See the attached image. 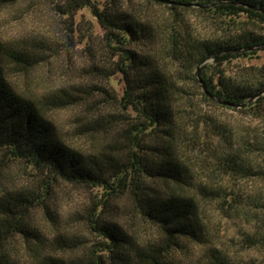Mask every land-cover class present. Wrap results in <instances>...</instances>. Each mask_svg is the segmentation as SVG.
<instances>
[{"label": "rangeland", "instance_id": "obj_1", "mask_svg": "<svg viewBox=\"0 0 264 264\" xmlns=\"http://www.w3.org/2000/svg\"><path fill=\"white\" fill-rule=\"evenodd\" d=\"M94 1L100 6L105 2ZM120 2L123 10L133 13L147 29L145 46L135 47L162 60L161 48L176 33L199 40L264 34V24L250 20L245 13L220 18L207 11L210 6L176 14L145 0ZM62 5L61 0H0V39L40 50L33 67L22 72L13 69L10 76L15 90L30 100L61 97L65 104L70 102L62 109L52 107L48 111L59 138L67 145L86 155L110 151V145L122 141L113 126L124 116L117 103L124 82L119 74L108 76L105 72L112 71L114 60L104 47L103 31L90 10L78 11L72 21L60 12ZM248 51L255 54L230 59L220 70L234 82L257 84L264 80V45ZM214 65V60H207L194 68L193 75H197V68L206 67L208 75L214 76ZM183 84L194 105L182 110L181 143L195 178L183 190L198 204L204 237L202 242L181 240L169 263L208 264L210 251L217 250L233 264H264V245H253L254 240L264 237V180L245 173L233 162L236 155L257 168L262 165L264 152L257 150L264 140V113L255 116L215 106L201 96L205 91L201 81L202 89L187 79ZM100 115L104 118L100 126H92ZM45 182L47 178L31 165L11 162L0 152V194L24 189L43 194ZM50 186L48 209H36L30 218L37 238L33 236L31 243L22 237L10 241L13 264H32L37 256L32 245L38 239L43 241L44 254L74 258L75 253L61 248L56 237L80 242L81 247L95 245L98 238L86 223L99 215L126 229L140 243L160 236L156 227L136 215L129 197L118 201V207L114 203L115 207L109 208L103 205L102 189L61 181ZM204 186L214 189L205 190ZM161 187L168 192L169 188ZM172 188L177 189L174 184Z\"/></svg>", "mask_w": 264, "mask_h": 264}, {"label": "trees", "instance_id": "obj_2", "mask_svg": "<svg viewBox=\"0 0 264 264\" xmlns=\"http://www.w3.org/2000/svg\"><path fill=\"white\" fill-rule=\"evenodd\" d=\"M145 1L176 14L197 6H210L207 11L220 18L245 13L250 20L264 24V0ZM61 2L60 12L72 21L78 11L89 9L103 31L104 47L114 60L112 71L105 72L108 76L119 74L124 82L123 94L117 101L124 116L113 126L122 141L110 145V151L93 155L76 151L63 142L48 118V111L52 107L62 109L70 102L65 104L61 97L39 102L30 100L15 90L10 76L13 69L22 72L33 67L40 58V50L0 39V152L11 162L31 165L47 178L43 194L26 189L0 194V264H13L11 240L22 237L31 243L34 233L30 218L34 210L48 209L50 185L56 181L102 189L103 205L109 208L129 197L136 215L156 227L160 236L140 243L117 223L94 216L87 220L86 227L98 238L95 245L81 247L80 242L57 236L56 242L61 248L75 253L74 258L66 259L44 254L43 241L38 239L32 245L37 254L32 264H170L181 240L202 242L204 237L198 204L183 190L195 181L181 143L182 110L194 105L193 96L183 81L190 80L202 89L199 85L202 80L206 91L201 96L215 106L255 116L263 114L264 94L252 99L264 93V80L240 84L220 68L230 59L255 54L248 50L263 46L264 34L199 40L176 33L161 48L162 60L157 54L135 47L145 46L148 32L133 13L123 10L120 0H105L102 6L94 0ZM210 59L215 62L214 76L208 75L206 67L197 68V75H193L195 67ZM102 119V115L95 118L92 126H100ZM259 150L264 152V140ZM233 162L245 173L264 180V157L258 168L236 155ZM162 184L169 188L168 192ZM173 184L176 190L171 189ZM203 189L214 188L204 186ZM255 244L264 245V237L254 240ZM208 264L233 262L220 251L211 250Z\"/></svg>", "mask_w": 264, "mask_h": 264}, {"label": "water", "instance_id": "obj_3", "mask_svg": "<svg viewBox=\"0 0 264 264\" xmlns=\"http://www.w3.org/2000/svg\"><path fill=\"white\" fill-rule=\"evenodd\" d=\"M165 3L173 4V3L168 2V1H165ZM201 83H202V85H203L204 90L206 91V86H205V84H204V82H203L202 80H201ZM263 94H264L263 92L257 94L255 97H253L252 100H256L257 98H259V97H260L261 95H263ZM221 104H226V103H221Z\"/></svg>", "mask_w": 264, "mask_h": 264}]
</instances>
